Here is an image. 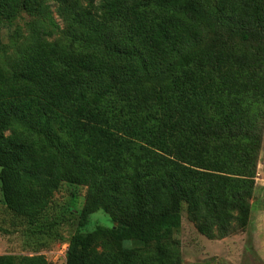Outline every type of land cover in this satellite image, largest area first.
Here are the masks:
<instances>
[{"label": "trees", "instance_id": "obj_1", "mask_svg": "<svg viewBox=\"0 0 264 264\" xmlns=\"http://www.w3.org/2000/svg\"><path fill=\"white\" fill-rule=\"evenodd\" d=\"M18 0H0V24ZM0 67V194L34 225L62 182L85 187L64 264H181V213L201 235L247 225L264 134V0H53ZM135 244L138 246H129ZM0 264H47L0 255Z\"/></svg>", "mask_w": 264, "mask_h": 264}, {"label": "rangeland", "instance_id": "obj_2", "mask_svg": "<svg viewBox=\"0 0 264 264\" xmlns=\"http://www.w3.org/2000/svg\"><path fill=\"white\" fill-rule=\"evenodd\" d=\"M42 29L46 40H61L67 23L56 12L53 0H18L0 24V67H6L27 44L35 30ZM62 182L39 221L28 225L9 213L1 203L0 255H42L47 264H64L65 255L76 249L77 240L100 225L112 227L102 211L91 214L79 227V212L86 189L72 182L73 170L62 161ZM255 192L249 201L250 214L244 229L220 236L199 234L184 211L173 239L179 243L181 264H264V134L258 154ZM129 246H138L130 244Z\"/></svg>", "mask_w": 264, "mask_h": 264}]
</instances>
